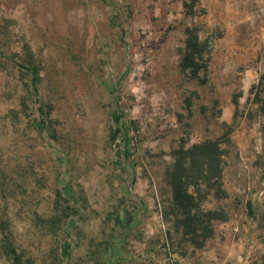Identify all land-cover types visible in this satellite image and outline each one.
Listing matches in <instances>:
<instances>
[{
    "label": "rangeland",
    "instance_id": "374dc122",
    "mask_svg": "<svg viewBox=\"0 0 264 264\" xmlns=\"http://www.w3.org/2000/svg\"><path fill=\"white\" fill-rule=\"evenodd\" d=\"M263 72L264 0H0V264H264ZM217 138L197 247L166 171Z\"/></svg>",
    "mask_w": 264,
    "mask_h": 264
},
{
    "label": "trees",
    "instance_id": "16d2710c",
    "mask_svg": "<svg viewBox=\"0 0 264 264\" xmlns=\"http://www.w3.org/2000/svg\"><path fill=\"white\" fill-rule=\"evenodd\" d=\"M200 44L203 43H199L195 33L191 34L190 39L188 38L185 42V52L182 54L180 66L190 69L192 75H195L201 68L196 60L202 59V53L195 51ZM36 81L37 75L33 71V90H36ZM259 85L264 91V72L260 76ZM221 143V139L217 138L194 143L187 148L181 146L173 151V162L166 171L173 203L182 214V218L178 219L180 225L183 226L185 234H190L189 241L197 247L202 246L212 234L211 222L225 219L215 210L201 208V203L210 190L223 192L221 178L224 161ZM8 247V256L14 264H20L21 257L16 253L12 243L8 244Z\"/></svg>",
    "mask_w": 264,
    "mask_h": 264
}]
</instances>
